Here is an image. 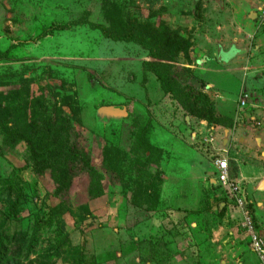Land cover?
<instances>
[{"label": "rangeland", "instance_id": "1", "mask_svg": "<svg viewBox=\"0 0 264 264\" xmlns=\"http://www.w3.org/2000/svg\"><path fill=\"white\" fill-rule=\"evenodd\" d=\"M0 52V264H263L211 178L264 237V0H0Z\"/></svg>", "mask_w": 264, "mask_h": 264}, {"label": "built area", "instance_id": "2", "mask_svg": "<svg viewBox=\"0 0 264 264\" xmlns=\"http://www.w3.org/2000/svg\"><path fill=\"white\" fill-rule=\"evenodd\" d=\"M242 104H244L243 101ZM212 168L214 170L212 182L220 187L226 199L230 200L237 209L240 216V228L248 237L249 247L264 264V237L255 226L252 207L247 199L243 182L231 178L229 162L225 157L214 160Z\"/></svg>", "mask_w": 264, "mask_h": 264}, {"label": "trees", "instance_id": "3", "mask_svg": "<svg viewBox=\"0 0 264 264\" xmlns=\"http://www.w3.org/2000/svg\"><path fill=\"white\" fill-rule=\"evenodd\" d=\"M85 24L89 25L92 29H99L101 32H103L105 34V36L106 35L107 36L112 35V34H110L108 32V30L104 26H100L98 24H93V23L88 24L85 20H82V21H68L66 23H53L50 26H48L46 28H43L41 30V32L37 36H35L33 38L18 39L17 37H11L10 39L12 41V44L10 45L9 48H14V47H17V46H20V45H29V44H32V43H37V42H40L41 40H43L48 35H50V33H52V32H55V31H67V30H70V29H72L74 27L84 26ZM114 38L116 39V36ZM240 52H241V50H237V53H240ZM0 54L2 55V54H5V53L4 52H0ZM143 67L146 70H150V71L154 72L156 77L159 78L158 80H159L161 89L165 93H168L170 91L168 85L166 84L167 78H166L165 74L163 72H161L152 62H148V61L147 62L146 61L143 62ZM196 113H197V115L200 118L209 119V117L207 116L208 111H203L201 109H198ZM70 155H71L70 161L67 160L66 157H65V161H68V162L71 163V160L73 159V157L74 158L76 157V154L73 152V153H70ZM108 166H109V164L106 162V168ZM212 184L215 186V184L213 182H212ZM215 187L220 189V187H218V186H215ZM222 195H224V194H222ZM255 226L257 227L256 222H255Z\"/></svg>", "mask_w": 264, "mask_h": 264}, {"label": "crops", "instance_id": "4", "mask_svg": "<svg viewBox=\"0 0 264 264\" xmlns=\"http://www.w3.org/2000/svg\"><path fill=\"white\" fill-rule=\"evenodd\" d=\"M231 57V56H230ZM230 57H228L227 58V60L230 58ZM229 168H230V165H229ZM241 170H244V175H242L244 178H246V177H249V175L250 174H254L255 173V170L254 171H252L251 169H249V168H247V167H242L241 168ZM229 173H230V176L232 177V179H234V180H238L237 178H235L234 177V174L230 171V169H229ZM242 181V180H241ZM223 194V193H222ZM223 197H224V195H223ZM225 198V197H224ZM229 203H230V201H228ZM252 207V206H251ZM253 209V208H252ZM235 211H236V215H237V217H238V220H240L239 218H240V216H239V213H238V211H237V209L235 208ZM252 212H253V210H252ZM253 215H254V212H253ZM254 219H255V216H254ZM246 237H247V235H246ZM247 239H248V237H247Z\"/></svg>", "mask_w": 264, "mask_h": 264}, {"label": "water", "instance_id": "5", "mask_svg": "<svg viewBox=\"0 0 264 264\" xmlns=\"http://www.w3.org/2000/svg\"><path fill=\"white\" fill-rule=\"evenodd\" d=\"M218 61H219L221 64H224V63L227 62V59H223V55H222V50H221V49H220V51H219Z\"/></svg>", "mask_w": 264, "mask_h": 264}]
</instances>
